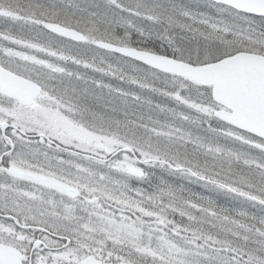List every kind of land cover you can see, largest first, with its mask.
Returning a JSON list of instances; mask_svg holds the SVG:
<instances>
[{
	"label": "snow or ice",
	"instance_id": "snow-or-ice-1",
	"mask_svg": "<svg viewBox=\"0 0 264 264\" xmlns=\"http://www.w3.org/2000/svg\"><path fill=\"white\" fill-rule=\"evenodd\" d=\"M0 264H264V0H0Z\"/></svg>",
	"mask_w": 264,
	"mask_h": 264
}]
</instances>
